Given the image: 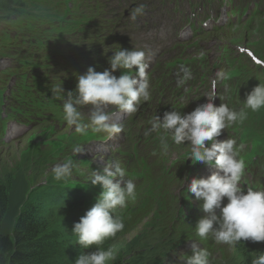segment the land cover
Instances as JSON below:
<instances>
[{"label":"clouds","instance_id":"1","mask_svg":"<svg viewBox=\"0 0 264 264\" xmlns=\"http://www.w3.org/2000/svg\"><path fill=\"white\" fill-rule=\"evenodd\" d=\"M143 10V5L134 9L132 19ZM216 31L221 39L222 29ZM205 52L212 54L210 49ZM200 57V64L208 66L205 61L211 58L204 53ZM109 63L111 71L89 67L79 76L77 95L67 93L63 113L67 126L78 134L91 127L94 133L121 136L127 141L123 155L89 169L88 176L83 172L81 178L68 159L56 165L53 174H42L43 181L24 199L48 177L62 180L54 187L62 209L69 213L66 219L74 225L69 242L78 252L75 264H107L126 249L127 260L140 264H150L153 255L158 264H169L167 257L179 255L183 264H220L240 243L263 245L264 60L249 61L230 81L223 71L215 77L212 69H203L192 82L196 73L182 66L184 78L168 93L172 101L153 103L157 116L151 127L139 120L127 129L113 122L107 109L134 114L142 100L151 98L149 64L145 52L137 50H119ZM117 69H135L136 75L117 78L112 75ZM62 91L61 85L53 89ZM77 106L91 107L90 124L83 123ZM73 155L84 156L83 148L76 146ZM79 163L90 168L91 162ZM72 172L76 180L69 179ZM149 185L164 193V212L140 204L139 189ZM141 206L150 212L130 213ZM167 212L174 217L171 223L146 227L154 216L160 220ZM136 236L128 248V240ZM253 264H264V255Z\"/></svg>","mask_w":264,"mask_h":264},{"label":"trees","instance_id":"2","mask_svg":"<svg viewBox=\"0 0 264 264\" xmlns=\"http://www.w3.org/2000/svg\"><path fill=\"white\" fill-rule=\"evenodd\" d=\"M46 2L0 0V24L3 26V30H0V51L10 60L9 77L19 86L42 82L44 74L51 83L66 81L83 65L84 60L88 61L92 54L109 48L106 42L95 46L86 29H78L90 26V21L83 20L85 16H80L82 20L78 22L65 19L61 4L48 6ZM42 26H53L61 33L52 32L41 39ZM62 36L65 37L64 47H60ZM69 36H72L71 39ZM49 90L57 94L52 88ZM48 157L47 150H32L21 155L11 175L43 168ZM73 172L80 178L83 176L77 170ZM60 182L62 180H56L51 185L56 186ZM9 187L10 181L0 178V264H75L78 252L69 242L74 225L68 222L66 218L69 213L59 203V190H48V186L32 189L17 216L12 219L10 230L3 233ZM149 212L144 206L130 211L139 215ZM173 219L171 212H167L160 220L154 216L146 227L171 223ZM232 248L229 259L221 260L220 264H253L257 256L264 255V244L251 241L249 246L240 243ZM128 254L129 249L119 253L111 264H140L131 258L127 260Z\"/></svg>","mask_w":264,"mask_h":264},{"label":"rangeland","instance_id":"3","mask_svg":"<svg viewBox=\"0 0 264 264\" xmlns=\"http://www.w3.org/2000/svg\"><path fill=\"white\" fill-rule=\"evenodd\" d=\"M48 2V3H47ZM47 5H49V0H47ZM264 4V2H262ZM250 9H252V5H250ZM249 9V10H250ZM172 15V14H171ZM170 16H166L165 18H170ZM155 17H159L156 14H154ZM164 16H161V18ZM93 21V20H92ZM95 23V21H93ZM171 27V26H170ZM211 27V24L208 25L207 29ZM0 30H3V26L0 24ZM170 30V28H169ZM168 31L167 26L161 27L160 35H164ZM92 33L96 35L95 28H92ZM72 36H69V39H71ZM151 39L152 36H151ZM149 39V41H151ZM213 42L210 41L206 44H203L205 48H209ZM153 50V48H152ZM167 57L166 50H163V53L161 54V59H165ZM212 57V54L209 56V58ZM222 71L220 69H216L213 71L214 76L216 77V73ZM9 84V82L7 83ZM208 95V94H206ZM1 118H7L4 113L0 114ZM31 121H36L35 119H32ZM42 128H44L42 126ZM59 129L60 135L58 137H52V139L61 138L64 142L70 143V151L73 153V149L76 146H80L83 149H85L84 156L81 155V157H77L78 166L76 167V170H79L81 172H84L86 176L89 175L88 170L97 168L99 165V161L97 158H93L92 155L89 153V151L86 149V147H89L90 144H85V137L84 134H78L74 131L73 128H70L69 126L62 125ZM37 132V127L35 124L32 125H26L25 123L20 122L19 120H10L6 122V128L5 133L0 136V178L2 180L7 179L10 181V187L8 192V207H7V213L3 219V233H7V230L11 228V221L14 218V216H17L19 212V208L21 207L22 202L24 201L29 189L35 185L43 181L44 177L53 174L52 169L58 165L60 161V155L55 154L53 158L48 157V169L43 168L41 171H35V172H20L16 175H11V170L15 169L16 165L15 163L18 162L21 159V155H25L27 153H30L36 144H34L32 141H34V135ZM92 133L88 132L85 135H91ZM103 135V134H102ZM98 137H101V135H98ZM104 137V136H102ZM48 138V130H44L42 132V137L38 141L39 143L45 142ZM97 139H94L90 141L92 143L93 141H96ZM102 140V139H100ZM68 151V152H70ZM66 152V153H68ZM82 160V163H90V168L83 167L80 165V161ZM47 170V171H46ZM46 172V173H45ZM45 173V176L42 174ZM8 176H10V179H8ZM69 179H77V177L73 174ZM52 183H56V179L52 177L50 180H48L46 183H44L43 187L48 186V190H55V185H51ZM163 192L155 191L152 187V185L143 187L139 189V197H140V204L150 206H155L158 211L161 213L165 211L167 203L166 198L163 197ZM151 197H154V199L151 201ZM138 227V225H135ZM139 229V228H138ZM138 229L135 231L136 233H139ZM139 237V236H138ZM137 240V236L128 240V248L131 247V245ZM113 260H110L107 262V264H111ZM150 264H158V258L153 255L149 261ZM185 261L184 259H181V255L177 257H167L165 259V263L169 264H183ZM143 264H147L143 260Z\"/></svg>","mask_w":264,"mask_h":264},{"label":"bare ground","instance_id":"4","mask_svg":"<svg viewBox=\"0 0 264 264\" xmlns=\"http://www.w3.org/2000/svg\"><path fill=\"white\" fill-rule=\"evenodd\" d=\"M106 1H115V0H106ZM49 5H58V4H60V1L59 0H49ZM75 2H77V1H75ZM98 4L97 3H95V6H97ZM87 10L88 11H90V13H91V15H97L98 14V12L97 11H95V10H90V7H88L87 6ZM64 18L65 19H68V20H73V18H74V14H71V13H66L65 12V14H64ZM101 22V20H98V23H100ZM65 30H66V28H65ZM67 32H69V33H72V31H70V30H67ZM190 51H193V50H190ZM189 69H190V67H189ZM191 73V72H190ZM2 184V183H1Z\"/></svg>","mask_w":264,"mask_h":264}]
</instances>
